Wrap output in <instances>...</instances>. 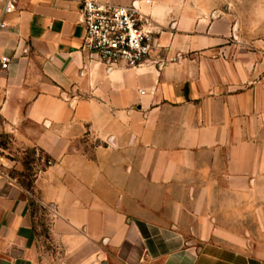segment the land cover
<instances>
[{"label":"crops","instance_id":"obj_1","mask_svg":"<svg viewBox=\"0 0 264 264\" xmlns=\"http://www.w3.org/2000/svg\"><path fill=\"white\" fill-rule=\"evenodd\" d=\"M136 4L147 64L83 49L80 0H0V132L40 151L33 191L0 160V264H264V41L225 0Z\"/></svg>","mask_w":264,"mask_h":264},{"label":"built area","instance_id":"obj_2","mask_svg":"<svg viewBox=\"0 0 264 264\" xmlns=\"http://www.w3.org/2000/svg\"><path fill=\"white\" fill-rule=\"evenodd\" d=\"M3 13H11L17 0H2ZM80 23L84 28L83 49L91 59L108 68L124 66L139 67L150 60L155 46L156 30L151 17L143 13L134 3L113 5L100 0H80ZM5 23L1 22L0 27ZM1 67L6 69L8 61L0 58ZM35 155L46 164L51 160L38 150Z\"/></svg>","mask_w":264,"mask_h":264},{"label":"rangeland","instance_id":"obj_3","mask_svg":"<svg viewBox=\"0 0 264 264\" xmlns=\"http://www.w3.org/2000/svg\"><path fill=\"white\" fill-rule=\"evenodd\" d=\"M228 1L232 4L234 18L240 22V30L249 39L257 38L264 41V0ZM0 160L6 164L8 173L17 178L31 194L43 247L51 252L53 248L48 236L51 217L47 213L48 209L39 202L33 191L35 175L46 164L35 155L34 150L16 146L12 137L5 132H0Z\"/></svg>","mask_w":264,"mask_h":264}]
</instances>
